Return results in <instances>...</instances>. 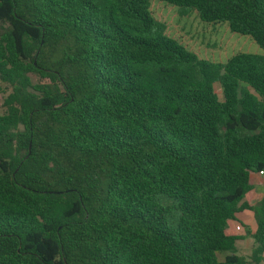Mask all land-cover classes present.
I'll return each instance as SVG.
<instances>
[{"label":"trees","instance_id":"obj_1","mask_svg":"<svg viewBox=\"0 0 264 264\" xmlns=\"http://www.w3.org/2000/svg\"><path fill=\"white\" fill-rule=\"evenodd\" d=\"M150 1L264 50V0H0V264L261 263L264 55L200 60Z\"/></svg>","mask_w":264,"mask_h":264},{"label":"rangeland","instance_id":"obj_2","mask_svg":"<svg viewBox=\"0 0 264 264\" xmlns=\"http://www.w3.org/2000/svg\"><path fill=\"white\" fill-rule=\"evenodd\" d=\"M149 12L158 23L161 34L173 39L198 59L211 64L224 65L235 55H264V50L246 35L229 31L226 23L207 24L201 22L196 13L190 9L170 6L165 3L150 1ZM215 93L221 99L220 86L214 85ZM8 90L0 95V109ZM256 192L264 195V175L256 180ZM239 223H243L240 225ZM236 226L240 230H235ZM255 230V222L250 212L237 214L230 225V233L239 238L236 242V255L244 261L252 258L255 243L251 234ZM223 255H219V260ZM260 264H264V256Z\"/></svg>","mask_w":264,"mask_h":264},{"label":"built area","instance_id":"obj_3","mask_svg":"<svg viewBox=\"0 0 264 264\" xmlns=\"http://www.w3.org/2000/svg\"><path fill=\"white\" fill-rule=\"evenodd\" d=\"M235 230H237V231L240 230V227L239 226H236Z\"/></svg>","mask_w":264,"mask_h":264},{"label":"crops","instance_id":"obj_4","mask_svg":"<svg viewBox=\"0 0 264 264\" xmlns=\"http://www.w3.org/2000/svg\"><path fill=\"white\" fill-rule=\"evenodd\" d=\"M230 224H231V223H230ZM227 234L231 235V233H230V228H229V230H228Z\"/></svg>","mask_w":264,"mask_h":264}]
</instances>
